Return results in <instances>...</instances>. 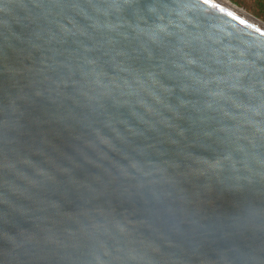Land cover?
<instances>
[{
  "label": "water",
  "instance_id": "1",
  "mask_svg": "<svg viewBox=\"0 0 264 264\" xmlns=\"http://www.w3.org/2000/svg\"><path fill=\"white\" fill-rule=\"evenodd\" d=\"M0 264H264V23L0 0Z\"/></svg>",
  "mask_w": 264,
  "mask_h": 264
},
{
  "label": "rangeland",
  "instance_id": "2",
  "mask_svg": "<svg viewBox=\"0 0 264 264\" xmlns=\"http://www.w3.org/2000/svg\"><path fill=\"white\" fill-rule=\"evenodd\" d=\"M230 3H232L230 0H228ZM262 4L264 7V2H258V1H252V0H240V2L236 3L235 5L249 14L252 17H255L259 21L264 23V16L257 15L258 6Z\"/></svg>",
  "mask_w": 264,
  "mask_h": 264
},
{
  "label": "snow or ice",
  "instance_id": "3",
  "mask_svg": "<svg viewBox=\"0 0 264 264\" xmlns=\"http://www.w3.org/2000/svg\"><path fill=\"white\" fill-rule=\"evenodd\" d=\"M153 2L161 4V5H167L169 3H172L173 0H153ZM176 3L178 4H183V5H189L193 3V0H175ZM205 3H207V0H204ZM196 45L193 43V48H195ZM229 74H231L233 71H240V70H233L232 68H228L226 70Z\"/></svg>",
  "mask_w": 264,
  "mask_h": 264
},
{
  "label": "flooded vegetation",
  "instance_id": "4",
  "mask_svg": "<svg viewBox=\"0 0 264 264\" xmlns=\"http://www.w3.org/2000/svg\"><path fill=\"white\" fill-rule=\"evenodd\" d=\"M228 1V0H227ZM232 2V4H236L238 2H240V0H230ZM252 1H258V2H264V0H252ZM236 6V5H235ZM257 15H261V16H264V7L262 6V4H260L258 6V10H257Z\"/></svg>",
  "mask_w": 264,
  "mask_h": 264
}]
</instances>
